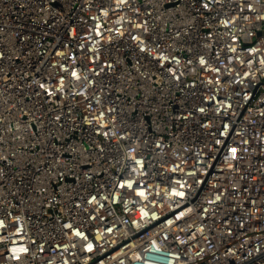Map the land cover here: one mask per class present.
<instances>
[{"label":"built area","instance_id":"built-area-1","mask_svg":"<svg viewBox=\"0 0 264 264\" xmlns=\"http://www.w3.org/2000/svg\"><path fill=\"white\" fill-rule=\"evenodd\" d=\"M0 264H264V0H0Z\"/></svg>","mask_w":264,"mask_h":264}]
</instances>
